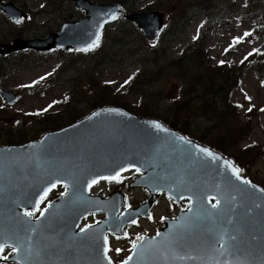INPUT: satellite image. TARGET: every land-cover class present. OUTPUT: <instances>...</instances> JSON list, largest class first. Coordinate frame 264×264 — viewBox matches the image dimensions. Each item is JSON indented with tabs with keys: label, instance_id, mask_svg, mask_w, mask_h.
Masks as SVG:
<instances>
[{
	"label": "water",
	"instance_id": "obj_1",
	"mask_svg": "<svg viewBox=\"0 0 264 264\" xmlns=\"http://www.w3.org/2000/svg\"><path fill=\"white\" fill-rule=\"evenodd\" d=\"M77 5L86 11L87 19L64 25L58 35L45 40L14 39L0 46V54L56 47L88 49L119 8L88 2ZM0 10L13 21L25 17L14 4L1 0ZM126 18L141 29L148 42L156 40L163 24L158 12ZM2 97L9 105L17 99L6 91ZM198 147L222 159H209L196 151ZM225 161L230 162L159 121L119 107L97 109L81 121L45 134L39 142L0 147V243L11 249L23 245L0 261L108 264L104 258L106 235H120L138 217H147L154 202L165 194L177 205L188 200V210L176 219L164 220L159 236L137 243L128 264H264V191L237 180L223 166ZM136 168L143 176L129 186L145 188L149 194L136 209L120 213L125 206L120 193L106 198L89 194L96 184L89 188L92 180L98 183L105 180L102 177ZM57 185H67V191L47 206L43 216L35 220L24 216L26 210L36 211V202L45 190L51 189L48 195ZM217 199L220 204L212 209L210 201ZM95 213L106 217L85 232L78 231L81 220ZM221 241L228 245L223 255L217 251Z\"/></svg>",
	"mask_w": 264,
	"mask_h": 264
},
{
	"label": "rangeland",
	"instance_id": "obj_2",
	"mask_svg": "<svg viewBox=\"0 0 264 264\" xmlns=\"http://www.w3.org/2000/svg\"><path fill=\"white\" fill-rule=\"evenodd\" d=\"M7 1L13 3L19 10L28 12L30 19H25L18 28L6 22L0 14V46L14 39L26 38L28 35L41 36L45 32V27L51 25L48 13L61 10L57 0ZM110 1L114 0H91V2L105 3ZM138 1L132 0L129 7L141 9L146 7L145 3L148 2L152 3L148 8L162 11L164 14L167 26L155 43V53L146 43L135 41L134 36L131 37L133 45L126 43V40L122 41L120 33L122 28L115 26L105 32L98 53H91L89 57L74 54L71 58L57 55L43 59L37 52H23L3 58L5 62L2 64L5 70L0 72L2 76H0V91L16 93L19 98L15 105H7L0 95V146L8 145L4 139L12 134L24 136V140L21 141L26 142L37 138L41 133L40 130L56 128L52 119L66 112L69 107L72 108L74 115L80 119L85 118L93 111L88 103L95 99L90 100V98L101 94L102 88L99 87L110 84L106 86V90L113 101H119L120 104L133 108L146 107L159 116L175 110V104L181 100L183 101L181 107L184 110V113L180 114L182 119L199 120L198 124H206L208 122L206 117L210 120L218 116L226 132L227 149L245 164L249 176L264 183L262 180L264 179V37H260L264 32V20L262 27L259 28L258 38L254 45L250 46L251 38L241 39V34L254 26L251 20L255 17L239 24L234 20L233 14L240 10V6H243L246 0ZM208 10H210L209 14ZM218 11H222L226 19L216 28L209 29L204 25L206 19L201 17L204 14L215 15ZM68 15L67 11L61 12L62 17ZM200 25L203 27H200L201 35L197 39L196 29ZM233 39L240 40V43L231 49ZM251 47H257V53L243 64H238L242 55ZM194 48L197 51L194 54V62L199 64L201 76L217 81L216 78L228 80L239 73L237 81L234 84L232 81L231 90L217 95L218 98L203 93L188 101L184 94V85L189 80V76L185 74L184 78H179L176 76L179 73L175 67L181 54ZM39 60H43L44 63H38ZM218 61H231L235 65L229 63L226 65L225 73L219 74L221 68L217 66ZM144 66H149L153 71L158 67V70L161 69L163 72L157 79L150 81L148 88L144 90V94L145 92L148 94L142 99L138 93L127 92L126 87L123 89V84ZM59 68L60 71L55 78L51 76L48 80L41 81L42 77L50 75ZM191 70L195 72L193 68ZM234 78L235 76L233 80ZM58 101L59 105H57ZM196 101H205L210 108L203 109L202 104L195 105ZM188 103H194L192 111L185 110ZM50 105L52 108L47 115L39 114L43 108ZM32 112H35L37 117L31 118L34 116L26 115ZM201 113H205L206 116ZM137 115L145 117L141 112ZM167 115L176 116L174 113ZM28 123L34 124L25 128ZM207 127L215 132L219 130L212 125ZM231 138L234 141H229ZM11 144L17 145L21 142L13 140ZM245 148H248V152L242 154ZM119 186L121 191L128 190V202L133 207L146 199L143 190ZM114 188L115 186L111 184H101L93 192L109 195L114 192ZM62 193L63 190L60 188L50 197L49 202L57 199ZM159 203L154 208L151 220H143L137 226L126 229L121 239L112 241L111 257L115 263L130 254L132 243L136 241L138 235L143 237L152 235L162 226L161 217H171L179 211L177 208H172L167 200L161 199ZM99 219H101L99 215L92 216L82 221V225L97 222ZM117 249L120 251L117 252Z\"/></svg>",
	"mask_w": 264,
	"mask_h": 264
},
{
	"label": "trees",
	"instance_id": "obj_3",
	"mask_svg": "<svg viewBox=\"0 0 264 264\" xmlns=\"http://www.w3.org/2000/svg\"><path fill=\"white\" fill-rule=\"evenodd\" d=\"M127 2H128L127 0H124L123 4L127 5ZM258 7H260V9H257ZM250 8H251L250 12L252 13L261 11L264 20V0H252V2H250ZM209 13L210 10H208V14ZM207 22L212 23V20L209 19ZM148 47H153V46H148ZM153 52L155 53V50ZM196 53H197L196 48H194V49H190V51L185 54H181V56L178 58L175 67V69L178 71L180 75V76L179 75L176 76H178L179 78H184L185 74L186 75L188 74L189 76V80H187L186 84L184 85L185 87L184 94L188 98V101L190 99L195 98L196 95H201L203 93H206L208 96L211 97L216 96V98H218L217 95H220L222 93L224 94L228 90H231L232 81L233 84L235 83V81H237L239 73L233 75L235 76L234 80H233V76L228 80H221L215 77L217 81L201 76L200 70L198 69L199 64L197 62H194L195 59L194 54ZM2 63L3 61H1L0 63V72H3L5 70V67L3 66ZM218 67L221 68L219 74H224L226 65L223 66L224 68L222 66H218ZM191 68H193L195 72H193ZM228 68L230 70L232 69L230 67ZM162 72L163 70L161 69L158 70V67L157 70L153 71L152 69H150L149 66L148 67L144 66L142 69H139L136 75L132 77L130 81L125 85V87L127 88V92L138 93L139 97L143 99L144 96L145 95L147 96L148 94V92H145L144 94V90L148 88L150 81L157 79L160 73ZM99 88H102L101 94L97 95L96 97L93 96L92 98H90V100L92 99L95 100L91 102L89 101L88 103L91 109L94 110L105 105H118L124 107L129 112L134 114L141 112L143 114L142 116L160 120L169 128L178 131L183 135H185L186 137L191 138L197 141L198 143L221 153L222 155L229 158L240 169V171L243 172L246 170L245 164L242 163L239 159H237L236 155L230 152V149H227L225 145L227 142L226 132L224 128L221 126L218 116L216 119H210V120L206 117L208 121L206 124H198L199 120L195 121V120L182 119L180 118V114L184 113V110H182L181 107L183 104L182 100L179 103L175 104V110H173L172 112H168V113H174L176 116L167 115L168 113L165 114L164 116H159L146 107L142 108L138 106L139 108H133L123 103L120 104L119 101H113L108 96L106 85H103V87H99ZM199 104H202L203 109L210 108L205 101L203 102L196 101L195 105L198 106ZM193 106L194 103H188L186 104L185 110L192 111ZM208 111L210 110L208 109ZM201 114L206 116L205 113H201ZM78 119L79 117L74 115L72 113V108L69 107L66 110V112L59 114L58 118H54L52 122L56 124V128H61L63 126H66L68 124L77 121ZM46 120L47 119H45V121ZM207 125L218 127L219 130L217 132L212 131L210 130V128L207 127ZM4 140H6L7 144H11L13 140H18L19 142H23L21 140H24V136L20 137L12 134ZM229 141H234V139L231 138ZM247 152H248V148H245L242 154H246ZM260 184L263 185L262 182H260Z\"/></svg>",
	"mask_w": 264,
	"mask_h": 264
},
{
	"label": "snow or ice",
	"instance_id": "obj_4",
	"mask_svg": "<svg viewBox=\"0 0 264 264\" xmlns=\"http://www.w3.org/2000/svg\"><path fill=\"white\" fill-rule=\"evenodd\" d=\"M113 18H115V17H113ZM244 35H245V36H249L250 33H245ZM99 40H100V36L97 35V37H96V41H95L92 45L89 46V49L98 46V42H99ZM89 49H82V51H87V50H89ZM226 51H227V50H226ZM250 55H251V53H250ZM221 63H223V62H221ZM41 79H44V77H42ZM130 79H131V78H130ZM128 82H129V81H125L126 84H127ZM37 83H38V82H37ZM54 103H55V102H54ZM49 107H51V105H50ZM46 110H47V109H45V111H46ZM154 127H155L157 130H161V131H163V129L161 128V126H160L159 124H155ZM181 139H183V138H181ZM196 151L199 152V153H202L204 156L208 157L209 159L215 160V161H219V160L222 159V158L219 157V156H215L212 152H210L208 149H205V148H199V147H198V148L196 149ZM223 166H224L226 169H230L231 172H232V175H233L237 180H239L241 183H243V184H249V183H250L248 180H246V179H242V178H241V176L239 175V173H240V169L235 168V167L231 164V162L225 161ZM133 167H134V166H133ZM123 170H128V169H123ZM135 170H136L137 172L140 171L139 168H136ZM119 176H120V172H117V173H116L115 175H113V176H105V177H102V178L105 179V180L112 181V180H118ZM95 183H97V181H96V180H92V181L89 183V185H88L89 188H90L93 184H95ZM52 187H55V185L53 184ZM65 187H67V185H65ZM50 190H51V189H47V190H45L44 195L41 196V197L39 198V200L36 202V208H37V210L39 209V204H40V202L44 199V197L47 195L48 191H50ZM209 199H214V197H210ZM233 199H235V197H233ZM219 204H220V201L217 199V200H216V203H212V204H211V208H212V209H216V208L218 207ZM189 211H191L190 208H189ZM33 215H34V212H33V211H25V212H24V216L31 217V216H33ZM43 215H44V211H41V212H40V216H43ZM133 223H135V221H133ZM88 227H91V226H88ZM86 230H87L86 228H81V232H85ZM159 235H160V234L157 233V236H159ZM233 239H235V237H233ZM136 240L142 242V241L144 240V237L138 235V236L136 237ZM107 243H108V241H107V237H105V238H104V245H105V247H104L105 257H104V258H105L106 260H108V264H111V260L108 259V256H107V252H108V250H109L108 247H107ZM149 243H152V241H150ZM4 247H5V245H4L3 243H0V252H3V251H4ZM12 247H13V251H18L21 247H23V245H22V244H16V245H13ZM137 247H138L137 243H136V242H133V243H132V248L135 249V248H137ZM227 249H228L227 242H226V241H221V242H220V245H219V249H217V251L220 253V255H223V254L227 251ZM119 251H120V250L117 249V252H119ZM0 258L7 259L6 256H5V257H0ZM189 258H190V257H189ZM132 259H133L132 256H128V258H127L126 260H124V261L122 262V264H128V262L131 261ZM225 264H227V262H225Z\"/></svg>",
	"mask_w": 264,
	"mask_h": 264
},
{
	"label": "flooded vegetation",
	"instance_id": "obj_5",
	"mask_svg": "<svg viewBox=\"0 0 264 264\" xmlns=\"http://www.w3.org/2000/svg\"><path fill=\"white\" fill-rule=\"evenodd\" d=\"M3 1L4 2H8L7 0H3ZM75 1L74 0H57V4L61 8V10L57 11V12L56 11H52V12L48 13V16L51 18V23H50L51 25H50V28H48V31H47L48 34L49 33L57 34V32L60 30L61 26L64 24V23H60L62 18H63L62 17L63 15L61 16V12H63V11L64 12L67 11L69 13V15L67 16V20H68L67 22H69V23H74L76 21H80V20H82L85 17V13L75 7ZM88 1H91V0H88ZM78 2H82V0H78ZM97 3H99V2H97ZM122 35L124 37L127 36L126 34H122ZM74 54H79L81 56L86 55V57H89L87 55V53H85V52L72 51V50L64 51V50H60V49L59 50H55V51H51V52H48V53H45V54H41L39 57H43V59H44V58H48V56H57V55H59V57L66 56L67 58H71L72 56H74ZM42 62H43V60H39L38 63H42ZM32 124H34V123H28L25 126V128H29L30 125H32ZM55 130L56 129H50V130H44L43 129V130H40L39 132H41L40 135L42 136L43 134H45L47 132H52V131H55ZM40 135L37 136V138H35L33 140H36V139H38V137H41Z\"/></svg>",
	"mask_w": 264,
	"mask_h": 264
},
{
	"label": "bare ground",
	"instance_id": "obj_6",
	"mask_svg": "<svg viewBox=\"0 0 264 264\" xmlns=\"http://www.w3.org/2000/svg\"><path fill=\"white\" fill-rule=\"evenodd\" d=\"M102 68V67H101ZM97 69V68H96ZM100 70V69H99Z\"/></svg>",
	"mask_w": 264,
	"mask_h": 264
}]
</instances>
